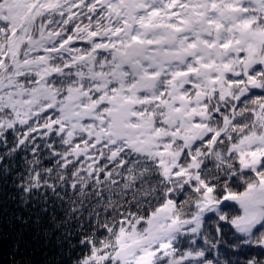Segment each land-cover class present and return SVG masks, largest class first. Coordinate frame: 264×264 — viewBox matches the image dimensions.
<instances>
[{
	"label": "snow or ice",
	"instance_id": "obj_1",
	"mask_svg": "<svg viewBox=\"0 0 264 264\" xmlns=\"http://www.w3.org/2000/svg\"><path fill=\"white\" fill-rule=\"evenodd\" d=\"M0 264H264V0H0Z\"/></svg>",
	"mask_w": 264,
	"mask_h": 264
},
{
	"label": "trees",
	"instance_id": "obj_2",
	"mask_svg": "<svg viewBox=\"0 0 264 264\" xmlns=\"http://www.w3.org/2000/svg\"><path fill=\"white\" fill-rule=\"evenodd\" d=\"M44 164H45L46 166H51L49 160H47V159L44 161ZM10 179H11V178H10ZM10 187H11V186H10ZM12 191H15V189H12ZM38 259H40V257H38Z\"/></svg>",
	"mask_w": 264,
	"mask_h": 264
}]
</instances>
